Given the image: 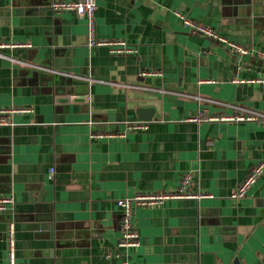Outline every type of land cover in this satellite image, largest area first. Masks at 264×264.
Wrapping results in <instances>:
<instances>
[{
    "label": "crops",
    "instance_id": "obj_1",
    "mask_svg": "<svg viewBox=\"0 0 264 264\" xmlns=\"http://www.w3.org/2000/svg\"><path fill=\"white\" fill-rule=\"evenodd\" d=\"M52 2L0 0V42L27 45L0 57V109H32L0 114V196L15 201L0 214V264L11 223L15 264H264V174L232 198L264 162V121L195 120L264 115V83L252 81L264 60L182 19L255 54L264 0H97L98 39L134 54L90 47L87 19ZM145 107L153 120L139 119ZM136 122L147 128L128 131ZM187 174L188 192L210 196L135 206L140 244L121 246L117 201L175 192Z\"/></svg>",
    "mask_w": 264,
    "mask_h": 264
},
{
    "label": "built area",
    "instance_id": "obj_2",
    "mask_svg": "<svg viewBox=\"0 0 264 264\" xmlns=\"http://www.w3.org/2000/svg\"><path fill=\"white\" fill-rule=\"evenodd\" d=\"M97 0H53L51 3V9L54 12H73L77 15L84 17L88 21V45L90 47L105 46L108 47L109 51L113 54H134L136 50L129 47L125 41L121 40H110L103 41L98 39L96 35V20L95 13L97 10ZM184 24L195 34H201L208 36L210 38H216L221 42L228 44V46L240 55H257L259 58L264 60V50L254 51L248 50L245 47L238 45L236 43L228 42L224 37H219L214 30L210 29L191 20L187 17H182ZM27 45L17 44V43H5L0 42V57H4L3 50L6 48H21ZM143 76L158 75L157 72L153 71H143ZM253 82L264 83V76L258 79L252 80ZM125 88L134 89L137 91H146L147 87L138 85H122ZM164 91V90H159ZM239 109V108H238ZM30 108H13V109H0V114H8L11 112L28 113L31 112ZM238 116L235 117H214V116H203L199 115L195 120L197 121H208V120H235L238 121H264V115L249 111L245 109H239ZM5 118L1 119V124L6 123ZM147 124L145 122H136L133 124H128V131L136 129H146ZM125 133L120 134H109L106 137H123ZM54 172V170H52ZM264 174V162L257 164L253 170L248 174L245 180L238 186L232 193V198L240 199L247 196L251 188L257 183L261 176ZM192 180V175L187 174L183 178L179 188L175 192H159V193H139L133 197L120 199L117 201L118 206L122 209V241L121 246L123 247H136L139 246V236L134 229V207H154L163 204L165 201L170 199H183V198H206L210 195L208 194H195L188 192L187 189ZM15 204L12 197L0 196V214L7 213L11 206ZM15 225L11 223L7 230V247H8V259L9 264H15L16 262V239H15Z\"/></svg>",
    "mask_w": 264,
    "mask_h": 264
},
{
    "label": "water",
    "instance_id": "obj_3",
    "mask_svg": "<svg viewBox=\"0 0 264 264\" xmlns=\"http://www.w3.org/2000/svg\"><path fill=\"white\" fill-rule=\"evenodd\" d=\"M139 119L142 121H150L153 120L155 115V108L145 107L139 109Z\"/></svg>",
    "mask_w": 264,
    "mask_h": 264
}]
</instances>
